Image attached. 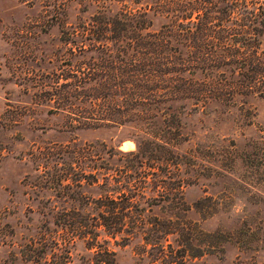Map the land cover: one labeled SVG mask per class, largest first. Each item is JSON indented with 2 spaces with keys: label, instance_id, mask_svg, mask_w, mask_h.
<instances>
[{
  "label": "trees",
  "instance_id": "16d2710c",
  "mask_svg": "<svg viewBox=\"0 0 264 264\" xmlns=\"http://www.w3.org/2000/svg\"><path fill=\"white\" fill-rule=\"evenodd\" d=\"M79 3L93 6L94 12L73 28L61 19L60 41L68 60L32 101L61 116L58 131L64 137L33 156L46 170L51 196L93 206L49 210L53 229L18 243L17 253L28 264H70L77 240L86 243L96 264H113L115 252L105 237L140 234L147 244L166 241L176 232L172 219L190 207L162 210V221L149 212L161 203L184 206L189 183L182 168L185 154L179 152L187 140L184 114L211 115L213 104L230 102L242 90L252 92L264 80V58L257 54L264 35L262 0ZM101 128L123 130L135 148L121 150L118 143L78 137L79 131ZM87 188L95 196L86 194ZM155 223L161 228L154 229ZM178 227L187 245L180 260L169 263L222 252L230 239L222 231L206 232L204 246L191 253V238Z\"/></svg>",
  "mask_w": 264,
  "mask_h": 264
},
{
  "label": "rangeland",
  "instance_id": "374dc122",
  "mask_svg": "<svg viewBox=\"0 0 264 264\" xmlns=\"http://www.w3.org/2000/svg\"><path fill=\"white\" fill-rule=\"evenodd\" d=\"M93 12V6L84 7L79 0H0V264H28L17 253L18 243L46 227L53 229V207L93 206L51 196L54 191L44 182L46 170L33 153L64 137L58 131L63 120L48 114L49 106L32 102L43 94L49 76H60L68 60L60 41L61 19L73 28ZM257 54L264 58V35ZM241 92L230 102L213 104L211 115L184 114L187 140L179 145L189 182L184 206L154 200L158 205H151L149 214L162 221V210L190 209L172 219L176 232L161 243L147 244L140 234L105 237L115 252L110 256L113 264H175L168 261L180 260L187 245L178 226L191 238V253L204 246L206 232L222 231L230 237L222 252L190 257L183 264H264V80L256 82L252 92ZM125 135L112 128L78 132L85 142L134 149V141ZM126 143L131 149H123ZM87 190L92 196L97 193ZM152 227L161 228L159 223ZM93 261L86 243L77 240L70 264H96Z\"/></svg>",
  "mask_w": 264,
  "mask_h": 264
},
{
  "label": "bare ground",
  "instance_id": "6f19581e",
  "mask_svg": "<svg viewBox=\"0 0 264 264\" xmlns=\"http://www.w3.org/2000/svg\"><path fill=\"white\" fill-rule=\"evenodd\" d=\"M123 146H124L123 149H129V148H130V145H129L128 143L124 144ZM133 148H134V147H133ZM130 149H131V148H130Z\"/></svg>",
  "mask_w": 264,
  "mask_h": 264
}]
</instances>
